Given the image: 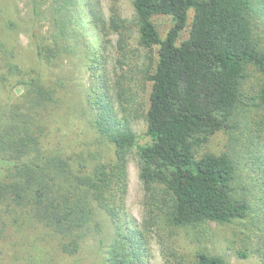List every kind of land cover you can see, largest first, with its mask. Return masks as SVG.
<instances>
[{"label": "trees", "instance_id": "1", "mask_svg": "<svg viewBox=\"0 0 264 264\" xmlns=\"http://www.w3.org/2000/svg\"><path fill=\"white\" fill-rule=\"evenodd\" d=\"M130 1L145 50L140 71L148 142L141 145L123 121L127 115L119 118L110 105L113 94L99 65L103 54L86 32L80 0H50L49 30L41 34L31 24L35 61L27 64L19 58L13 4L1 9L0 264H76L85 240L103 242L105 235L101 263L131 264L130 254L140 257L150 227L190 228L201 240L204 224H230L261 211L264 167L254 165L244 175L235 155L203 150L214 133L232 127L247 66L264 77L253 0ZM85 8L92 26L118 34L116 51L126 57V20L112 8L104 24L94 0ZM189 11L188 36L179 40ZM157 15L171 20L163 37L153 21ZM78 54L93 80L81 110L77 92L66 90L52 70ZM123 95L121 87L114 94L122 107ZM251 98L264 115V82ZM134 147L148 209L142 224L130 228L124 196ZM193 262L229 264L202 247Z\"/></svg>", "mask_w": 264, "mask_h": 264}, {"label": "rangeland", "instance_id": "2", "mask_svg": "<svg viewBox=\"0 0 264 264\" xmlns=\"http://www.w3.org/2000/svg\"><path fill=\"white\" fill-rule=\"evenodd\" d=\"M100 13V19L107 23L112 8L117 10L121 18L125 19L128 38L125 50L126 57H120L116 51L118 34L112 29H99L90 24L89 14L85 8L86 0H80L82 20L86 32L95 43L97 53L103 54L99 61L107 85L113 94L110 105L113 112L124 118L136 132L138 144L148 142L145 134L146 122L143 117V97L146 85L141 78V66L145 57V50L138 44L137 30L133 25V8L130 0H94ZM11 2L15 11L14 20L17 23L16 32L21 63L35 61L33 44L30 39L31 24H35L41 34L50 28L48 5L50 0H0V23L3 12L1 9ZM253 36L264 52V0H253ZM192 11L188 12L186 28L181 32L179 40L188 36V29ZM153 21L161 35L164 36L170 25V17L157 15ZM156 47L154 48V51ZM57 78L63 81V87L68 91H76L80 100L78 108L81 110L82 97H87L91 88L92 77L88 64L82 56L65 57L53 67ZM264 82L261 72L249 64L242 80L240 101L235 108L236 114L230 124L232 127L223 128L214 133L203 150L215 152L227 151L235 155L240 165H245L244 175H249L254 165L264 167V115L256 110L255 99L251 98ZM119 87L125 92L124 107L114 96ZM15 93L21 92V87L15 88ZM77 97V98H78ZM115 98V99H114ZM114 99V100H113ZM144 103V102H143ZM85 105H88V102ZM75 114L74 109L72 113ZM257 147L260 149L258 152ZM136 147L127 156L126 163V193L124 196V212L128 225L138 227L146 216V195L139 177V166ZM261 156V157H260ZM263 157V158H262ZM245 163V164H244ZM239 165V166H240ZM254 195L258 191L252 189ZM253 197V196H252ZM253 199H255L253 197ZM254 203V201H253ZM260 211V210H259ZM204 237L198 239L193 229L174 228L169 226H153L144 231V242L140 257L130 254L131 264H194L193 253L202 247L212 253H218L229 264H264V203L261 211L244 219L235 220L230 224L220 225L214 222L203 225ZM104 241L89 236L85 242L76 264H102L108 245V237ZM205 238V239H204ZM204 239V241H203ZM244 253L245 256H242ZM56 255V254H54ZM57 262V256L55 257Z\"/></svg>", "mask_w": 264, "mask_h": 264}]
</instances>
